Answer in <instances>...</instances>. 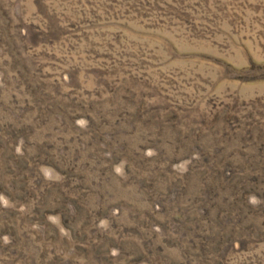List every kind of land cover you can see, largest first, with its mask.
<instances>
[{
    "label": "rangeland",
    "instance_id": "1",
    "mask_svg": "<svg viewBox=\"0 0 264 264\" xmlns=\"http://www.w3.org/2000/svg\"><path fill=\"white\" fill-rule=\"evenodd\" d=\"M0 264H264V0H0Z\"/></svg>",
    "mask_w": 264,
    "mask_h": 264
}]
</instances>
